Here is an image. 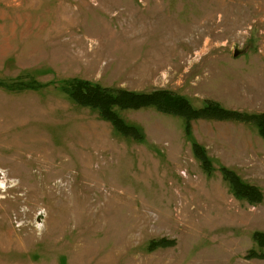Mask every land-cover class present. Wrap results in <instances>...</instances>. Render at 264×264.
Masks as SVG:
<instances>
[{
    "label": "rangeland",
    "instance_id": "obj_1",
    "mask_svg": "<svg viewBox=\"0 0 264 264\" xmlns=\"http://www.w3.org/2000/svg\"><path fill=\"white\" fill-rule=\"evenodd\" d=\"M74 79L264 112V0H0V264H264L249 255L264 252L256 125L200 118L186 134L182 117L117 108L132 139L69 98Z\"/></svg>",
    "mask_w": 264,
    "mask_h": 264
},
{
    "label": "trees",
    "instance_id": "obj_2",
    "mask_svg": "<svg viewBox=\"0 0 264 264\" xmlns=\"http://www.w3.org/2000/svg\"><path fill=\"white\" fill-rule=\"evenodd\" d=\"M35 84L36 82H32L28 85H20L19 87L23 88L27 86L28 88H33L32 86ZM62 88L74 103L96 110L98 115L109 121L119 134L125 137H131L132 139L139 140L142 138V135L136 127L126 124L118 116L116 112L117 108L125 110L153 107L158 112L182 117L186 134H189L191 120L200 118L235 120L256 125L258 134L264 139V112L252 114L242 113L225 109L218 103L212 101H207L202 107H194L186 98L164 89L151 92H137L127 89L113 90L77 79L65 83ZM191 152L193 157L199 161L203 171L209 174L212 171V163L203 146L193 141L191 143ZM219 171L236 198L243 199L250 204L261 202L262 193L257 187L243 182L229 168L222 166L219 168ZM252 236L258 246H264V233L254 232ZM168 242V240L160 239L155 241L153 246H165ZM249 255L264 259V252H251Z\"/></svg>",
    "mask_w": 264,
    "mask_h": 264
}]
</instances>
